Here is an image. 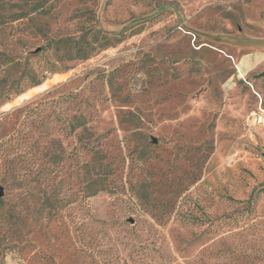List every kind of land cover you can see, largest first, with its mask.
Instances as JSON below:
<instances>
[{
  "label": "rangeland",
  "instance_id": "1",
  "mask_svg": "<svg viewBox=\"0 0 264 264\" xmlns=\"http://www.w3.org/2000/svg\"><path fill=\"white\" fill-rule=\"evenodd\" d=\"M22 8L0 11V79L25 90L0 114L77 92L114 172L87 196L72 136L56 218L35 214L44 187L20 203L0 185V264H264V0H53L31 24L93 49L35 88L17 87L21 71L51 57L36 29L8 21Z\"/></svg>",
  "mask_w": 264,
  "mask_h": 264
},
{
  "label": "trees",
  "instance_id": "2",
  "mask_svg": "<svg viewBox=\"0 0 264 264\" xmlns=\"http://www.w3.org/2000/svg\"><path fill=\"white\" fill-rule=\"evenodd\" d=\"M11 1L0 0V11ZM17 1L29 6L30 11L26 12L22 8L20 12L10 14L8 21L23 20L27 28L36 29L33 30L34 35L45 41L38 50H48L46 58L51 57L43 65L42 74H39L37 68L26 66L18 78L17 87H20L22 80L26 81L27 88L39 87L48 74L61 72L65 62L77 58L87 60L90 57L89 53L93 49L90 41L81 38L72 41L66 36L56 37L49 31L31 24L34 20L31 14L40 17L50 15L53 0ZM124 38L123 35L117 41L121 42ZM96 40L97 38H94L93 41ZM110 45H113L110 39L102 44L104 48ZM14 63L20 64L16 61ZM15 83V81L9 82L6 78L0 79V107L13 99L12 94L20 95L25 91L13 90ZM78 96L77 92L56 96L49 94L38 102L19 106L12 111L0 114V161L4 163L5 170L0 177V185L9 192L18 193L20 203L27 200L26 190L32 183L34 188L44 187L45 195L41 206L35 208L38 220L56 218L62 211L63 204L59 196L62 185L61 180L56 181V177L62 172L64 163L74 158L67 152L63 144L64 138L76 136L75 160L76 165H80L79 168H86L88 178L85 193L87 196H94L106 190L109 177L114 172L112 162L108 161V153L102 148L101 139L105 137V134H96L91 130L90 118L77 106ZM14 118L18 120L14 127L9 128ZM36 132H39L38 136H35ZM28 162L37 165L34 172H31L33 177L30 180L21 172ZM3 203L4 200L0 197V204Z\"/></svg>",
  "mask_w": 264,
  "mask_h": 264
},
{
  "label": "built area",
  "instance_id": "3",
  "mask_svg": "<svg viewBox=\"0 0 264 264\" xmlns=\"http://www.w3.org/2000/svg\"><path fill=\"white\" fill-rule=\"evenodd\" d=\"M254 117L257 124L264 125V108L262 107V104H260L259 110L254 112Z\"/></svg>",
  "mask_w": 264,
  "mask_h": 264
},
{
  "label": "crops",
  "instance_id": "4",
  "mask_svg": "<svg viewBox=\"0 0 264 264\" xmlns=\"http://www.w3.org/2000/svg\"><path fill=\"white\" fill-rule=\"evenodd\" d=\"M264 56H262V58H263ZM250 62H251V58L249 57V58H245L244 60H243V65H244V67L245 68H250V66H251V64H250Z\"/></svg>",
  "mask_w": 264,
  "mask_h": 264
},
{
  "label": "water",
  "instance_id": "5",
  "mask_svg": "<svg viewBox=\"0 0 264 264\" xmlns=\"http://www.w3.org/2000/svg\"><path fill=\"white\" fill-rule=\"evenodd\" d=\"M262 75H264V72L262 73ZM3 196V188H0V197Z\"/></svg>",
  "mask_w": 264,
  "mask_h": 264
}]
</instances>
